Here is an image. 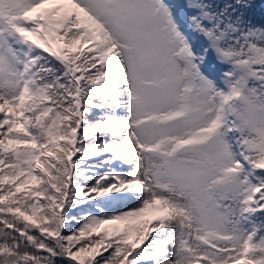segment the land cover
Wrapping results in <instances>:
<instances>
[{
    "label": "snow or ice",
    "instance_id": "1",
    "mask_svg": "<svg viewBox=\"0 0 264 264\" xmlns=\"http://www.w3.org/2000/svg\"><path fill=\"white\" fill-rule=\"evenodd\" d=\"M255 4L0 0V264H264Z\"/></svg>",
    "mask_w": 264,
    "mask_h": 264
},
{
    "label": "trees",
    "instance_id": "2",
    "mask_svg": "<svg viewBox=\"0 0 264 264\" xmlns=\"http://www.w3.org/2000/svg\"><path fill=\"white\" fill-rule=\"evenodd\" d=\"M249 15L253 22L258 25L264 22V3L261 0H256L255 7L250 11Z\"/></svg>",
    "mask_w": 264,
    "mask_h": 264
}]
</instances>
